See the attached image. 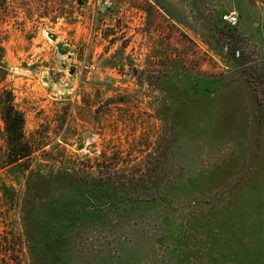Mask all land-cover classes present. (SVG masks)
Returning a JSON list of instances; mask_svg holds the SVG:
<instances>
[{
	"label": "rangeland",
	"instance_id": "1",
	"mask_svg": "<svg viewBox=\"0 0 264 264\" xmlns=\"http://www.w3.org/2000/svg\"><path fill=\"white\" fill-rule=\"evenodd\" d=\"M0 60L28 167L112 182L44 264H211L209 189L264 108V0H0ZM25 174L0 173V264H35Z\"/></svg>",
	"mask_w": 264,
	"mask_h": 264
},
{
	"label": "trees",
	"instance_id": "2",
	"mask_svg": "<svg viewBox=\"0 0 264 264\" xmlns=\"http://www.w3.org/2000/svg\"><path fill=\"white\" fill-rule=\"evenodd\" d=\"M2 68L0 60V73L4 72ZM12 102L11 92H0V173L14 167L28 173L23 177L26 190L20 200L22 230L33 261L44 264L57 245L67 241V226L73 221L93 219L101 213L103 203L113 202V187L111 181L100 176L97 167H28L25 162L33 148L25 140L23 115Z\"/></svg>",
	"mask_w": 264,
	"mask_h": 264
},
{
	"label": "crops",
	"instance_id": "3",
	"mask_svg": "<svg viewBox=\"0 0 264 264\" xmlns=\"http://www.w3.org/2000/svg\"><path fill=\"white\" fill-rule=\"evenodd\" d=\"M254 113L246 121L255 134L247 156L226 160L209 189L211 264H264V108Z\"/></svg>",
	"mask_w": 264,
	"mask_h": 264
},
{
	"label": "built area",
	"instance_id": "4",
	"mask_svg": "<svg viewBox=\"0 0 264 264\" xmlns=\"http://www.w3.org/2000/svg\"><path fill=\"white\" fill-rule=\"evenodd\" d=\"M221 19L223 22L231 26H234L237 23V16L235 14H225L222 16ZM92 69H93L92 67L89 68V70Z\"/></svg>",
	"mask_w": 264,
	"mask_h": 264
}]
</instances>
